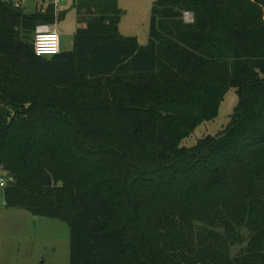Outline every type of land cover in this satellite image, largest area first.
Segmentation results:
<instances>
[{
	"label": "trees",
	"instance_id": "obj_1",
	"mask_svg": "<svg viewBox=\"0 0 264 264\" xmlns=\"http://www.w3.org/2000/svg\"><path fill=\"white\" fill-rule=\"evenodd\" d=\"M70 10L72 49L36 56ZM121 16L0 0L5 208L66 223L69 264H264V0H151L145 46ZM231 88L226 126L182 146Z\"/></svg>",
	"mask_w": 264,
	"mask_h": 264
},
{
	"label": "rangeland",
	"instance_id": "obj_2",
	"mask_svg": "<svg viewBox=\"0 0 264 264\" xmlns=\"http://www.w3.org/2000/svg\"><path fill=\"white\" fill-rule=\"evenodd\" d=\"M16 1H19L24 14H32L36 9H44L53 4L51 0ZM72 1L60 0L54 6L56 12L70 9ZM117 6L122 13L119 34L134 36L140 46H145L148 40L151 0H117ZM76 20V12L70 10L61 22L52 26H39H47L58 33L60 50L63 52L72 49L73 35L78 27ZM183 21L192 23V14L184 12ZM35 32L36 29L32 37ZM237 104V95L231 88L225 94L216 118L198 126L181 145L192 147L199 139L216 134L229 122V116ZM112 131L113 137L120 141L121 131ZM124 139L127 137L124 136ZM3 174L0 171V177ZM117 202L115 201L119 208ZM69 237V227L60 220L36 217L20 209L5 208L3 189L0 188V264H69Z\"/></svg>",
	"mask_w": 264,
	"mask_h": 264
},
{
	"label": "built area",
	"instance_id": "obj_3",
	"mask_svg": "<svg viewBox=\"0 0 264 264\" xmlns=\"http://www.w3.org/2000/svg\"><path fill=\"white\" fill-rule=\"evenodd\" d=\"M16 6H19V1L12 0ZM56 6L60 0H51ZM33 50L38 57H52L60 53V38L56 31H52L47 26H39L33 36ZM8 180H11L8 174L4 173L0 177V188L4 189L7 186Z\"/></svg>",
	"mask_w": 264,
	"mask_h": 264
},
{
	"label": "crops",
	"instance_id": "obj_4",
	"mask_svg": "<svg viewBox=\"0 0 264 264\" xmlns=\"http://www.w3.org/2000/svg\"><path fill=\"white\" fill-rule=\"evenodd\" d=\"M3 205H4V200H3Z\"/></svg>",
	"mask_w": 264,
	"mask_h": 264
},
{
	"label": "water",
	"instance_id": "obj_5",
	"mask_svg": "<svg viewBox=\"0 0 264 264\" xmlns=\"http://www.w3.org/2000/svg\"><path fill=\"white\" fill-rule=\"evenodd\" d=\"M133 132H135V131H133Z\"/></svg>",
	"mask_w": 264,
	"mask_h": 264
}]
</instances>
